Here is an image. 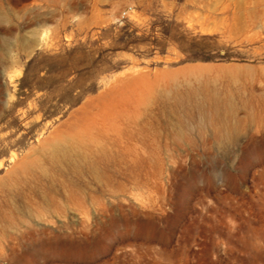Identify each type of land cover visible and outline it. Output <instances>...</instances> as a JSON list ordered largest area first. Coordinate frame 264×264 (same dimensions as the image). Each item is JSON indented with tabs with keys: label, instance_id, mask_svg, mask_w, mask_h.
Instances as JSON below:
<instances>
[{
	"label": "rangeland",
	"instance_id": "374dc122",
	"mask_svg": "<svg viewBox=\"0 0 264 264\" xmlns=\"http://www.w3.org/2000/svg\"><path fill=\"white\" fill-rule=\"evenodd\" d=\"M0 264H264V0H0Z\"/></svg>",
	"mask_w": 264,
	"mask_h": 264
},
{
	"label": "trees",
	"instance_id": "16d2710c",
	"mask_svg": "<svg viewBox=\"0 0 264 264\" xmlns=\"http://www.w3.org/2000/svg\"><path fill=\"white\" fill-rule=\"evenodd\" d=\"M108 55H106L105 52H87L84 55V59H83V63H80L79 65H77L76 67H70V64L67 62V64H64V68L63 70H69L74 72L77 77H84V76H88L90 72L93 71H104L107 68V64L108 61ZM35 58H32L26 65L25 69H24V74L20 79V83L21 86H32L33 82H32V77L30 76V69L32 68V64L34 62ZM50 72L47 71V75ZM86 82L84 81V83L82 85H80V87H78L79 89L81 88V90H83V92H87L91 89H93V87L90 86H85Z\"/></svg>",
	"mask_w": 264,
	"mask_h": 264
}]
</instances>
